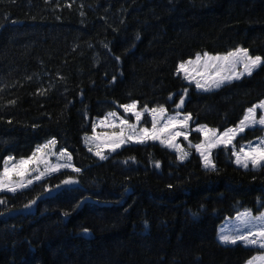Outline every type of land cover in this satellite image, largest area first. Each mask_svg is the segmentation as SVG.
<instances>
[{
	"label": "trees",
	"instance_id": "16d2710c",
	"mask_svg": "<svg viewBox=\"0 0 264 264\" xmlns=\"http://www.w3.org/2000/svg\"><path fill=\"white\" fill-rule=\"evenodd\" d=\"M236 48L264 58V0H0V170L53 139L80 169L0 192V264H244L261 254L220 244L217 229L240 210L264 209V167L235 166L224 147L212 152L216 170H205L180 138L183 161L150 141L105 161L83 144L108 113L131 124L122 106L134 102L233 127L264 99V65L209 94L176 69ZM261 133L247 130L235 145Z\"/></svg>",
	"mask_w": 264,
	"mask_h": 264
},
{
	"label": "snow or ice",
	"instance_id": "6c2138e0",
	"mask_svg": "<svg viewBox=\"0 0 264 264\" xmlns=\"http://www.w3.org/2000/svg\"><path fill=\"white\" fill-rule=\"evenodd\" d=\"M70 6V5H69ZM264 65V58L261 56H252L249 54V50L246 48H236L233 51L228 52L226 55H209L207 52L201 55L196 54L195 60H188L181 62L178 65L177 73L183 72L184 78L191 83L195 77L196 88L205 92L212 90L213 88L221 87L225 82L231 83L232 81L241 80L244 76L251 77L253 72ZM239 69H242L239 70ZM187 90H185L186 93ZM43 94V93H42ZM171 98V97H170ZM14 103V102H13ZM184 101L181 99L180 104L177 107H181ZM126 113H132L136 121L139 122L144 114L148 112L152 116L151 129L144 127L139 128L135 125L129 124L126 119H119L116 113H108V116L104 120L100 121V126H108L113 129L118 128V132H113L111 135L97 136L95 135L96 128L93 126L92 137L85 136L86 145L90 141H99L95 144V151L93 147L89 146L88 150L93 152L99 159H107L103 149L108 148L110 151H116L127 140H132L136 143L143 144L146 140H159L160 144L172 148L179 153L181 161L187 158L188 153L185 152L178 144L175 143L176 138L183 136L185 140L188 139V133L182 131L188 127V122L191 120V114H185L183 119H179V113L176 116H167L166 109L163 106L158 108L149 109L144 107L143 111H136V103L127 104L122 106ZM257 110H260L261 115L257 118ZM109 117L115 118V120L109 121ZM118 120V123L116 122ZM163 120L164 123L158 127V122ZM11 123V121H9ZM261 126L264 130V100L249 107L244 118L239 122V126L236 128L226 129L222 135H217L215 130L207 129L206 126L197 128L196 131L203 133L204 141L194 145L196 151L200 154L204 167L206 169L215 171L216 165L211 158V150L223 145L228 148L232 145L233 140L243 132L246 128ZM55 139L50 140L43 146H38L36 151L29 158H21L16 161L14 157H7L3 161V170L0 171V192L7 191L15 194L18 189H23L41 180L46 174L60 171L61 168H71L74 172H79L80 169L75 168L71 163V154L66 151H61L59 156L66 157L65 163L53 164L50 159L51 149L55 147ZM193 147V145H190ZM54 154V153H53ZM236 157V163L238 166H242L248 169L251 165L252 168L264 167V139H261L260 144L252 147L249 146V150L245 151L243 147L237 151L235 146L232 145V153ZM32 167H29V166ZM40 165H43L41 169ZM159 163L156 164L158 168ZM37 173L34 177H31L32 173ZM19 177V179H14ZM64 184L77 183L73 179H65ZM5 203L4 200H0V204ZM32 203H35L33 201ZM30 207V205H25ZM250 214L245 212L243 214L242 223L246 226L251 225L247 234L238 233L235 235H220L219 240L222 244H236L238 241H243L245 246L258 245L259 248L264 249V214L254 218L259 221V225L249 219ZM248 264H264V255L253 257Z\"/></svg>",
	"mask_w": 264,
	"mask_h": 264
},
{
	"label": "rangeland",
	"instance_id": "374dc122",
	"mask_svg": "<svg viewBox=\"0 0 264 264\" xmlns=\"http://www.w3.org/2000/svg\"><path fill=\"white\" fill-rule=\"evenodd\" d=\"M235 50V49H234ZM233 51V50H232ZM228 53V52H227ZM227 53H220V54H210V53H208L209 55H212V56H216V55H226ZM201 55H203V53H200ZM195 57H196V55L192 58V59H188V60H195ZM188 60H186V61H188ZM185 61V62H186ZM177 69H178V67H177ZM176 69V70H177ZM239 70H241L242 71V69H239ZM256 71V70H255ZM179 75L182 77V79H183V81H185L186 83H188L189 85H191L192 87H193V89L195 90V92H200V93H204V94H209L210 92H213V91H216V90H219L222 86H224V85H227V84H230V83H227V82H225L221 87H219V88H213L212 90H210V91H207V92H205V91H203V90H198L197 88H196V84H195V79H200V77H195V79H193V81L191 82V83H189V81L188 80H186L185 78H184V73L183 72H179ZM244 77H247V76H244ZM243 77V78H244ZM237 81V80H236ZM231 83H233V81L231 82ZM262 100H264V99H262ZM261 101V100H260ZM259 101V102H260ZM259 102H257V103H259ZM256 103V104H257ZM250 107H252V106H250ZM249 108V107H248ZM247 108V109H248ZM247 109H246V111H245V115H246V113H247ZM136 111H138V110H136ZM128 114H130L131 115V117H130V119L132 120V123L131 124H135L137 121H136V118H135V116L132 114V113H128ZM147 112H144V114H143V116H142V118H141V120L143 121L144 119H146V122H148L149 124H150V127H148L149 129H151V126H152V116L150 115V114H148V116H147ZM177 115V113L176 114H174L173 116H176ZM244 115V116H245ZM261 115V112H260V110H257V118H259V116ZM106 116H108V115H106ZM105 116V117H106ZM244 116H243V118H244ZM169 117H171V116H169ZM183 117H184V115H181L180 113H179V116H178V118L179 119H183ZM119 118V117H118ZM242 118V119H243ZM105 118H103V119H99L95 124H94V126H95V128H96V131H95V135H97V136H104V135H111L113 132H118L119 131V129L118 128H116V129H113V128H111V127H108V126H100V121L101 120H104ZM109 119V121H112V120H115V118H113V117H109L108 118ZM119 119H121V118H119ZM129 119V118H128ZM241 119V120H242ZM140 120V121H141ZM240 120V121H241ZM140 121L139 122H137V123H140ZM239 121V122H240ZM116 122L118 123V120H116ZM239 122L237 123V124H235V127H232V128H236V127H238L239 126ZM164 123V121L163 120H161V121H159L158 122V127H160L162 124ZM136 126V125H135ZM137 126H139V125H137ZM201 126H206V125H204V124H199L198 126H196V125H191V120H189V122H188V127L187 128H185V129H182V131H185V132H187L188 133V137L189 136H191V134H194V135H197L198 136V138L199 139H201V141H200V143L201 142H203L204 141V135H203V133H201V132H198V131H196V129L197 128H200ZM207 127V126H206ZM258 127H261V126H259V125H256L255 127H249V128H252V129H254V128H258ZM140 127H138L137 129H139ZM141 128H144V127H142L141 126ZM207 129H212V130H215L216 131V134L217 135H222L223 134V132L226 130H223V132H219V131H217L216 129H213L212 127L210 128V127H207ZM230 129V128H229ZM248 128H246L245 130H247ZM244 130V131H245ZM262 130V129H261ZM244 131L243 132H241L240 134H242V133H244ZM262 131H264V130H262ZM94 135V133H93V129H92V133L90 134V135H88L87 137H92ZM177 138H180L183 142H184V144H185V148H186V151H188V149L189 148H191L198 156H199V158H200V160H201V162H202V168L203 169H205V170H209V169H206L205 167H204V164H203V161H202V158H201V156H200V154L196 151V149H195V147H194V145H196V144H192L191 142H190V140H185L184 139V137L183 136H179V137H177ZM177 138H176V141H177ZM261 139H264V133L262 134V136H260L258 139H253V140H249V141H247L246 143H239L238 145H234V142H232V145H234L235 146V149L237 150V151H239V149L241 148V147H243L244 149H245V151H248L249 150V146H252V147H255V146H257V145H259L260 144V141H261ZM235 140V139H234ZM233 140V141H234ZM50 140H48V142H49ZM146 141H150V142H155V143H157V144H159L160 146H162V147H164L165 148V146H163V145H161L160 144V142H159V140H146ZM48 142H45V143H43L42 145H39V146H43V145H45V144H47ZM96 143H99V141H90L89 142V144L88 145H86V143H85V137H84V139H83V144H84V146L87 148V151L94 157V158H97V160H99V161H105L106 159H104V160H101V159H99V157H97L96 155H94L93 154V152H90L89 150H88V148H89V146H91V147H93V151H95V144ZM130 143H135L134 141H132V140H127L124 144H122L116 151H110L108 148H104L103 149V152H104V154H105V156L108 158L109 156H111V154H114V153H116V152H118L121 148H123V147H125V146H128ZM190 145H193V147H190ZM232 145H230L229 147H230V149H232ZM55 147H56V145H55ZM55 147L54 148H52L51 149V153H50V159H51V162L53 163V164H55V163H65L66 162V157H62V156H59V153L61 152V151H66V150H64L63 148H60L59 150H55ZM220 147H224L223 145H221ZM166 148H169V147H166ZM217 148H219V147H217ZM37 149V148H36ZM170 149V148H169ZM36 151V150H35ZM34 151V152H35ZM33 152V153H34ZM67 152V151H66ZM54 153V154H53ZM188 153H189V151H188ZM211 155H212V150H211ZM32 155H30L29 157H31ZM29 157H27V158H29ZM7 158V157H6ZM6 158H4V160L6 159ZM16 161H18L19 159H15ZM233 161H234V165L235 166H238L237 165V163L235 162L236 161V157L235 156H233ZM70 163H71V161H70ZM72 164V163H71ZM73 165V164H72ZM29 167H32L31 165L29 166ZM40 167H41V169H43V165H40ZM240 168H242V169H245V168H243L242 166H239ZM249 168H251V169H253V170H257V169H259L260 167H257V168H252L251 167V165L249 166ZM3 170V162H2V168H1V170L0 171H2ZM61 172H69V173H75L74 171H72V169L71 168H61L60 169V171H58V172H53V173H50V174H46L41 180H39V181H35L34 180V183L33 184H31V185H29L28 187H26V188H23V189H18V191H22V190H26L27 188H30L31 186H33L34 184H37L38 182H40V181H42V180H45V179H47V178H49L50 176H54V175H59V174H61ZM80 172V171H79ZM37 173H35V172H33L32 173V175H31V177H28V178H32V179H34V177H35V175H36ZM14 179H19V177H14ZM3 192H5V193H9V194H13V193H11V192H7V191H3ZM245 212H247V213H249L250 214V216H249V219L250 220H253V222L254 223H256L257 225H259V221H256V220H254V218H256V217H259V216H261V214H264V209H262V211L261 212H259L258 214H252L251 212H248V211H246V210H241V211H239L238 212V214H236V215H234V216H232V217H227L226 218V220L224 221V223H222L221 225H220V227L218 228V235H217V240H218V242L220 243V244H222L221 242H220V240H219V237H220V235H235V234H238V233H243V234H247V231L250 229V227H251V225H245L244 223H242V219H243V214L245 213ZM236 244H241L242 246H244V247H247V248H255V249H259V250H261V251H263L261 254H256V255H254V256H252V258L253 257H256V256H260V255H264V249H261V248H259V246L258 245H248V246H245V243L243 242V241H238ZM222 245H224V246H228V245H232V244H228V245H225V244H222ZM235 245V244H234ZM252 258H250L249 260H247L244 264H248V262L252 259Z\"/></svg>",
	"mask_w": 264,
	"mask_h": 264
},
{
	"label": "water",
	"instance_id": "95a60500",
	"mask_svg": "<svg viewBox=\"0 0 264 264\" xmlns=\"http://www.w3.org/2000/svg\"><path fill=\"white\" fill-rule=\"evenodd\" d=\"M85 200L90 202V200H88V198H86ZM85 200H83V201H85ZM92 203H94V202H92Z\"/></svg>",
	"mask_w": 264,
	"mask_h": 264
}]
</instances>
